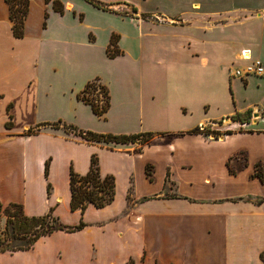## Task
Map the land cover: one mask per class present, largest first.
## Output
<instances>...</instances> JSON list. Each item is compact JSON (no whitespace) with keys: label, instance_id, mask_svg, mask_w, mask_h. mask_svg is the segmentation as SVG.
<instances>
[{"label":"crops","instance_id":"obj_1","mask_svg":"<svg viewBox=\"0 0 264 264\" xmlns=\"http://www.w3.org/2000/svg\"><path fill=\"white\" fill-rule=\"evenodd\" d=\"M54 1L63 14L53 9ZM96 1L106 11L84 0H29L23 37L15 38L9 7L0 0V204L21 205L27 217L52 209L64 226L84 224L74 233L44 236L30 250L0 253V264H264V179L253 177L264 163L234 147L238 139L263 140L257 124L239 123L244 131L211 141L184 135L143 146L86 142L76 135H154L205 126L213 121L210 103H217L221 67L227 60L242 67L241 53L257 58L264 47L172 31L175 49L162 74L153 31L170 29L142 20L151 13L141 7L146 0ZM123 7L137 15L119 14ZM113 35L121 54L109 59ZM97 46L107 64L132 60L128 71L108 78L92 74L90 52ZM97 80L109 97L102 117L79 100ZM232 80L236 88L238 80ZM195 112L203 118L192 123ZM161 123L177 127L163 130ZM238 154H245V166L233 176L225 165ZM92 156L100 176L114 178V199L100 209L90 204L83 214L72 212L70 170L86 175ZM167 177L174 186L168 184L165 195Z\"/></svg>","mask_w":264,"mask_h":264},{"label":"rangeland","instance_id":"obj_2","mask_svg":"<svg viewBox=\"0 0 264 264\" xmlns=\"http://www.w3.org/2000/svg\"><path fill=\"white\" fill-rule=\"evenodd\" d=\"M196 6L197 10L194 9ZM141 7L145 11L151 12L149 15H143L142 20L150 23L153 27L170 29V32H165V34L161 30L153 31L155 33L153 38L154 45L156 44V55H159L163 61L162 74H164L169 56L172 55L173 49H175L170 42L171 37H168V34L172 31H176L180 34L179 37L182 36L183 38L185 35L189 38H200V34L197 33L199 31L207 33L211 41H225L231 45L236 38H241L245 42L264 47V0H146ZM125 11V7H123L118 13L131 17L137 15L131 8L127 10L128 13ZM157 18L161 21H158ZM181 31H185L186 34H181ZM126 40L130 45L132 42L131 37ZM180 44H183L186 48L185 42L180 41ZM112 51L114 52L115 48ZM90 54L93 58L92 74L104 78H108L109 75L121 74V69L127 72L129 69L128 61H132L127 57L126 63L119 65H116L115 62L112 63L113 65L107 64V62H104L105 55L102 46H97ZM257 58L264 61V48H262ZM106 59L108 60V58ZM221 68L222 81L220 80L214 85L215 91H217V103L216 105L210 103L212 117L209 119L213 121L205 126L198 127L203 129V133L217 131L220 135L218 138H222L224 129L234 132L242 131L243 128L238 125L242 122L250 126L257 124L255 127L264 130V78L251 77L248 78V82L244 79L239 80L232 76L233 69L236 66L228 60ZM110 72H113V74ZM232 79L238 80L236 88L232 84ZM247 84L248 87H246ZM248 109H250V113L247 115L245 112ZM195 110L196 108L193 107V111ZM235 113H242L238 121L232 120V114ZM202 118L201 113L195 112L191 121L192 123L198 122ZM159 127L164 130L165 128L177 126L161 123ZM165 138L154 134L150 142L163 143ZM203 138L207 141L218 139L215 138L214 134L203 135ZM234 147L247 149L251 160H261L264 163V139L259 141L248 140V138L238 139ZM245 159V154H238L226 163L227 171L233 176L239 175L244 169ZM256 170L258 174H264L263 165H260ZM166 180L165 195H167L166 191L169 190L167 185L174 186L169 177Z\"/></svg>","mask_w":264,"mask_h":264},{"label":"trees","instance_id":"obj_3","mask_svg":"<svg viewBox=\"0 0 264 264\" xmlns=\"http://www.w3.org/2000/svg\"><path fill=\"white\" fill-rule=\"evenodd\" d=\"M93 7L106 11V9L96 0H84ZM9 7V19L12 22V34L15 38L23 37V21L27 14L29 0H5ZM50 2V0H46ZM53 9L59 14H63V7L59 2L52 3ZM136 12V9H132ZM116 36H111L109 47L106 50V56L109 59H113L120 55V51L111 50L115 48ZM92 84L87 85L85 89L91 88ZM106 96V104L103 108L98 109L97 107L89 105L93 114L102 117L108 110L109 97L106 89L102 88ZM81 95V94H80ZM79 95V100H81ZM82 101V100H81ZM250 109L246 110L245 114H249ZM242 113H235L232 115L233 121H238ZM245 124V123H241ZM205 128V127H203ZM240 131V130H239ZM33 129H30L28 133H33ZM241 132V131H240ZM76 134L86 142L105 143V144H130L137 143L139 146L149 144L153 134L144 133L136 135H101L92 132L78 131ZM209 135L214 134L215 138L220 135L217 131L203 133V129L195 127L188 132L178 133H159L165 138V143L171 142L172 140L184 136V135ZM231 131L224 132L223 135H230ZM139 152V149L136 150ZM260 165L255 166V172L253 177L259 178L263 181L264 174H258L257 168ZM47 166L45 168V176H47ZM50 185L47 186V193H50ZM69 189H70V210L79 211L81 214L84 213L88 205H93L95 208L100 209L112 203L114 199V178L112 176L101 177L98 168V160L95 156L90 159L89 171L86 175L81 176L76 174L72 169L69 173ZM261 202V200H258ZM84 224L80 222L76 226H64L58 218L53 216V210L50 209L48 213L38 217H27L24 215L22 206L17 204H9L3 206L0 204V253H13L17 251L30 250L33 245L42 237L48 236L56 231H64L66 233H74L82 230Z\"/></svg>","mask_w":264,"mask_h":264},{"label":"built area","instance_id":"obj_4","mask_svg":"<svg viewBox=\"0 0 264 264\" xmlns=\"http://www.w3.org/2000/svg\"><path fill=\"white\" fill-rule=\"evenodd\" d=\"M160 20L159 18H157ZM242 55V53H241ZM245 65L233 69L232 76L239 80H247L248 78H264V61L258 58H253L249 55L248 59H242ZM91 88L84 89L80 98L83 103H89L98 109H101L106 104V96L103 87L96 82L91 83ZM90 84V85H91ZM77 135V134H76Z\"/></svg>","mask_w":264,"mask_h":264},{"label":"bare ground","instance_id":"obj_5","mask_svg":"<svg viewBox=\"0 0 264 264\" xmlns=\"http://www.w3.org/2000/svg\"><path fill=\"white\" fill-rule=\"evenodd\" d=\"M245 52L244 53H242V56L244 57V59H248L249 57L248 56H245Z\"/></svg>","mask_w":264,"mask_h":264}]
</instances>
